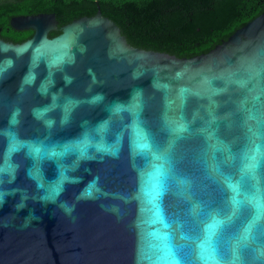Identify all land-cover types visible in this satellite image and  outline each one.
<instances>
[{"label":"water","instance_id":"water-1","mask_svg":"<svg viewBox=\"0 0 264 264\" xmlns=\"http://www.w3.org/2000/svg\"><path fill=\"white\" fill-rule=\"evenodd\" d=\"M9 24L0 264H264V10L191 56L99 6Z\"/></svg>","mask_w":264,"mask_h":264},{"label":"trees","instance_id":"trees-1","mask_svg":"<svg viewBox=\"0 0 264 264\" xmlns=\"http://www.w3.org/2000/svg\"><path fill=\"white\" fill-rule=\"evenodd\" d=\"M97 6L113 20L127 41L177 56L205 52L264 10V0H0V37L20 42L33 33L15 29L19 14L53 12L58 26ZM59 32L51 30L48 36Z\"/></svg>","mask_w":264,"mask_h":264}]
</instances>
